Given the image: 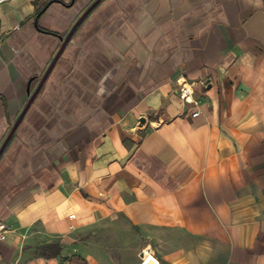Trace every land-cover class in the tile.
Listing matches in <instances>:
<instances>
[{"label":"crops","instance_id":"0c3cea01","mask_svg":"<svg viewBox=\"0 0 264 264\" xmlns=\"http://www.w3.org/2000/svg\"><path fill=\"white\" fill-rule=\"evenodd\" d=\"M23 113L0 264H264V0H0V151Z\"/></svg>","mask_w":264,"mask_h":264},{"label":"water","instance_id":"95a60500","mask_svg":"<svg viewBox=\"0 0 264 264\" xmlns=\"http://www.w3.org/2000/svg\"><path fill=\"white\" fill-rule=\"evenodd\" d=\"M100 1H102V0H98V2H100ZM88 12H89V11H87V12L83 15V17L80 19L79 23H80V22L82 21V19L88 14ZM79 23L73 28V30L71 31V33L69 34V36H68L67 39L65 40V42H64V44H63V46H62V48L60 49L59 53L57 54V56H56L55 59L53 60L51 66L49 67V69H48V71H47V73H46V75H45L43 81L46 80V78H47L48 75L50 74V72H51V70L53 69L55 63L57 62L58 58L60 57L62 51L64 50V48L66 47V45L69 43V41H70V39H71V37H72V34H73V32L75 31L76 27L79 25ZM38 91H39V90H38ZM38 91H36V92L32 95L30 101L28 102V104H27V106H26V108H25V110H24V113L28 110V108H29V107L31 106V104L33 103V101H34V99H35V97H36ZM24 113L21 115L20 119L17 121V123H16L15 126L13 127V129H12L10 135H9L8 138L6 139V141H5V143H4L3 147H2V150L0 151V155L2 154L4 148L6 147L7 143L9 142V140L11 139V137L13 136V134L15 133L17 127L19 126V124H20V122H21V120H22V118H23V116H24Z\"/></svg>","mask_w":264,"mask_h":264},{"label":"built area","instance_id":"2783aa9c","mask_svg":"<svg viewBox=\"0 0 264 264\" xmlns=\"http://www.w3.org/2000/svg\"><path fill=\"white\" fill-rule=\"evenodd\" d=\"M181 97L186 101V102H194L196 103L195 99H194V90L192 89V86L189 84H184L182 91L180 93ZM199 113H196L194 116H198ZM74 217V215L72 216ZM5 239L4 236V226H0V240L3 241ZM148 256L149 255V250H145L144 251V256ZM152 258V260L155 262V264H160L159 261H157L154 257L149 256L146 260H144L143 264L147 263L148 259ZM145 259V258H144Z\"/></svg>","mask_w":264,"mask_h":264},{"label":"trees","instance_id":"16d2710c","mask_svg":"<svg viewBox=\"0 0 264 264\" xmlns=\"http://www.w3.org/2000/svg\"><path fill=\"white\" fill-rule=\"evenodd\" d=\"M49 249L51 250V253L53 255H58L59 254L60 249L56 245L49 246Z\"/></svg>","mask_w":264,"mask_h":264},{"label":"bare ground","instance_id":"6f19581e","mask_svg":"<svg viewBox=\"0 0 264 264\" xmlns=\"http://www.w3.org/2000/svg\"><path fill=\"white\" fill-rule=\"evenodd\" d=\"M153 261V260H152ZM153 263L155 264V262L153 261ZM145 264H152V262L150 261V258L148 259L147 263Z\"/></svg>","mask_w":264,"mask_h":264},{"label":"rangeland","instance_id":"374dc122","mask_svg":"<svg viewBox=\"0 0 264 264\" xmlns=\"http://www.w3.org/2000/svg\"><path fill=\"white\" fill-rule=\"evenodd\" d=\"M135 231L137 232V229H135ZM100 237V239H104V237L103 236H99ZM112 237H110L109 239H111ZM104 250H106V249H104Z\"/></svg>","mask_w":264,"mask_h":264}]
</instances>
